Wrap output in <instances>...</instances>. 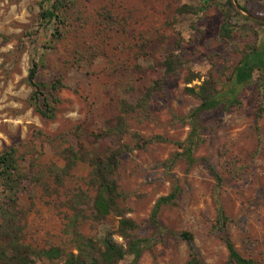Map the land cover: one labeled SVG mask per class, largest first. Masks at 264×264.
I'll return each instance as SVG.
<instances>
[{"label": "rangeland", "instance_id": "1", "mask_svg": "<svg viewBox=\"0 0 264 264\" xmlns=\"http://www.w3.org/2000/svg\"><path fill=\"white\" fill-rule=\"evenodd\" d=\"M43 2L0 0V153L16 146L28 163L64 167L59 137L78 127L86 148L94 155L104 154L114 143H96L92 135L119 114L122 100L135 103L163 77L157 65L169 53L181 52L184 68L169 77L163 92L152 99L149 118H128L132 132L146 139L186 140L191 127L180 119L199 106L185 93L189 73L202 78L190 87L212 75L222 93L236 97L238 103L221 105L203 117L204 143L195 152L193 165L179 160L172 170L181 193L175 206L163 209L159 225L151 223L153 207L174 185L165 163L182 150L173 143H153L124 157L119 183L129 196L122 205L140 225L137 236L150 245L139 261L128 257L123 264H187L189 248L178 236L183 231L193 234L204 262L227 264L225 244L211 233L219 207L231 219L230 232L240 253L264 264V90L258 88L262 77L257 74L256 84L235 89L229 80L247 49L264 48V27L236 17L239 27L228 33L211 0H76L64 11L63 38L54 40L53 31L40 23ZM184 5L201 10L197 15L177 14ZM259 14L264 17V12ZM33 60L40 64L38 82L62 79L65 84L58 93L62 102L55 120H43L28 105L32 87L27 78ZM37 130L46 134L42 140L36 137ZM126 141L133 143L131 138ZM232 164L239 173H234ZM90 170L87 163H79L64 186L50 178L49 192L39 187L27 190L20 199L27 213V243L73 250L72 236L66 232L72 212L65 203L85 187ZM117 226L118 220L111 216L100 224L86 221L80 232L99 239ZM114 238L123 243L117 235Z\"/></svg>", "mask_w": 264, "mask_h": 264}, {"label": "trees", "instance_id": "2", "mask_svg": "<svg viewBox=\"0 0 264 264\" xmlns=\"http://www.w3.org/2000/svg\"><path fill=\"white\" fill-rule=\"evenodd\" d=\"M217 6L224 19V30L231 34L239 27L236 17L260 27L264 24L248 20L238 14L230 0H211ZM76 0H44L41 5L40 23L45 30L53 31L51 37L54 40H61L63 33L61 27L66 25L64 11L74 5ZM242 11L264 19L260 12H264V0H247L241 3L236 0ZM200 7L184 5L176 12L179 15H197ZM50 48V47H49ZM185 61L180 53H169L167 57L157 65L163 71V77L156 80L148 87L143 95L135 103L122 100L119 105V114L107 122L106 127L99 133L92 135L94 142L110 141L114 147L108 148L104 154H96L88 150L82 141V134L77 127L74 131L63 134L59 137L61 145L59 156L65 162L64 167L56 164L41 166L35 161L28 163L26 157L19 154L16 146L5 148L0 153V264H123L126 258L133 257L137 262L144 251L149 247L150 241L137 236L140 225L136 220L129 217L131 210L122 205L128 196L121 191L118 172L126 155L135 151H143L153 143H173L182 152L165 163L168 174L175 168L179 160H186L190 165L196 162L195 152L204 143L203 135L206 126L203 117L208 113L215 112L221 105L231 106L237 104V98H227L226 94L219 89L218 80L210 75L200 85L190 87L201 76L196 73H189L186 78L185 93L193 96L199 101V106L188 116L180 119L182 123L191 127L190 134L183 142H172L163 136H156L146 139L138 132H132L129 125V117L149 118L152 99L163 92L165 81L172 76L179 75L184 68ZM40 64L33 60L32 67L27 78L28 84L32 87V93L28 99V105L43 120H55L61 99L58 93L65 88L62 79L51 83L38 82L37 76ZM262 78L258 88L264 90V48L251 47L243 54L242 59L235 67L229 78L233 89L245 85L256 84L255 77ZM38 139H43L46 134L41 130L35 132ZM131 138L132 144L126 141ZM205 162L206 160L203 159ZM28 163V167L24 164ZM79 163H87L91 168L84 188L75 190L66 201V207L72 212L69 217L66 232L72 236L73 250L67 252L63 248L51 246L38 248L26 242L25 225L27 213L20 203L21 197L27 190L41 188L49 192L52 183L58 187L64 186L66 178L73 174ZM207 164V162H206ZM213 173L218 182L221 177L209 164L206 165ZM234 173L240 168L236 164L231 165ZM172 191L169 195L160 197L155 203L151 213V223L159 225V217L166 207L175 206L180 196L181 189L175 180ZM118 220L117 229L107 231L99 239L86 238L80 227L90 220L94 224H100L109 217ZM231 219L223 208H217L211 233L219 235L228 250L227 264H259L250 257L243 256L237 249L230 232ZM120 237L123 243L115 240ZM178 236L184 240L189 248V260L187 264H207L204 262L195 247L193 234L183 231Z\"/></svg>", "mask_w": 264, "mask_h": 264}, {"label": "water", "instance_id": "3", "mask_svg": "<svg viewBox=\"0 0 264 264\" xmlns=\"http://www.w3.org/2000/svg\"><path fill=\"white\" fill-rule=\"evenodd\" d=\"M234 9L239 13L241 14L242 16H244L245 18L249 19V20H252V21H255V22H259L261 24H264V20H261L259 18H256L252 15H249L247 13H245L244 11H242V9L238 6L236 0H230Z\"/></svg>", "mask_w": 264, "mask_h": 264}]
</instances>
